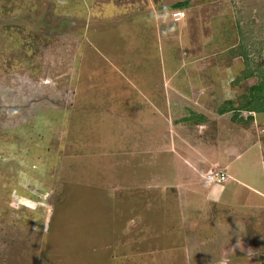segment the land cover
<instances>
[{"label":"rangeland","instance_id":"rangeland-1","mask_svg":"<svg viewBox=\"0 0 264 264\" xmlns=\"http://www.w3.org/2000/svg\"><path fill=\"white\" fill-rule=\"evenodd\" d=\"M161 2L0 0V264H264V0Z\"/></svg>","mask_w":264,"mask_h":264},{"label":"trees","instance_id":"trees-1","mask_svg":"<svg viewBox=\"0 0 264 264\" xmlns=\"http://www.w3.org/2000/svg\"><path fill=\"white\" fill-rule=\"evenodd\" d=\"M188 4H189V0L180 1L178 3L176 2L175 4H173L171 8L173 7L174 9H182V8H186ZM241 54L243 57L246 58L247 55L245 53L242 52ZM250 69L251 68H248L246 69V71H250ZM253 74H254L253 71L252 72L250 71L249 73H246L245 75H243L241 78H237V80L235 81L240 82L241 79H246L248 76H251ZM240 96L245 97V101H243L240 108L264 112V76L263 75L261 76L258 84H254L250 87V92L248 94H244ZM227 102L229 103L227 104ZM234 104L235 102L233 100L226 101L224 106L219 107V112L223 114L229 111V109H233ZM234 116H237V113L234 114ZM248 119H253L252 115H250ZM238 121L244 122L246 121V119L241 117Z\"/></svg>","mask_w":264,"mask_h":264},{"label":"built area","instance_id":"built-area-1","mask_svg":"<svg viewBox=\"0 0 264 264\" xmlns=\"http://www.w3.org/2000/svg\"><path fill=\"white\" fill-rule=\"evenodd\" d=\"M184 14H185L184 11L180 9L174 10L172 12V16L175 20H180V18L183 17ZM208 177L211 180L222 181V180H225L226 174L224 172L218 171V172H213V173L208 174Z\"/></svg>","mask_w":264,"mask_h":264},{"label":"crops","instance_id":"crops-1","mask_svg":"<svg viewBox=\"0 0 264 264\" xmlns=\"http://www.w3.org/2000/svg\"><path fill=\"white\" fill-rule=\"evenodd\" d=\"M160 5H163V7L165 6V5H170V7L172 6L171 5V3H169V4H165L164 2H163V0H162V2L161 3H159ZM169 7V6H168ZM172 9V8H171ZM227 174V173H226ZM232 177H234V176H232ZM229 178V177H228ZM257 193H260L259 191H256Z\"/></svg>","mask_w":264,"mask_h":264},{"label":"clouds","instance_id":"clouds-1","mask_svg":"<svg viewBox=\"0 0 264 264\" xmlns=\"http://www.w3.org/2000/svg\"><path fill=\"white\" fill-rule=\"evenodd\" d=\"M175 10H177V9H175ZM180 10H182V9H180ZM175 21H178V20H175Z\"/></svg>","mask_w":264,"mask_h":264}]
</instances>
